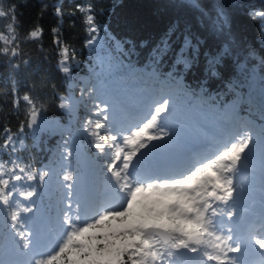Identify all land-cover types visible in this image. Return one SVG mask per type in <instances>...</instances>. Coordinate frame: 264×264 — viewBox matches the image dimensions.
Returning <instances> with one entry per match:
<instances>
[{"label": "snow or ice", "instance_id": "snow-or-ice-1", "mask_svg": "<svg viewBox=\"0 0 264 264\" xmlns=\"http://www.w3.org/2000/svg\"><path fill=\"white\" fill-rule=\"evenodd\" d=\"M16 8L0 0V18L6 21L0 56L14 69L29 64L22 43L40 39L44 31L36 25L21 35ZM77 12L84 19V47L113 81L111 87H81L79 98L59 95L58 107L71 122L79 105H90L80 134L94 153L79 171L71 165L77 153L68 140L60 146L62 171L37 169L18 157L7 162L11 167L0 173V264H188L190 254L199 264H245V241L259 253L253 264H264V219L258 232L233 224L244 191L238 181L242 169L259 166L264 176V124L257 132L239 111L248 87L246 102L258 104L264 121V75L258 93L253 69L247 83L229 81L235 92L230 103H216L210 81L223 77L224 54L202 53L200 38L187 27L170 25L141 65L136 45L102 26L94 4H76L69 14ZM55 14L63 17L61 6ZM256 16L264 20V12ZM229 23L224 11L213 21L216 30ZM52 34L59 71L72 80L75 49L64 42L59 27ZM194 69L202 73L195 88L186 79ZM21 100L24 118L16 133L4 128V151H17L26 128L36 136L48 127L47 103L16 95V108ZM125 105L136 111L128 124L120 116ZM52 183L58 196L45 205L39 190ZM50 225L54 245L46 236Z\"/></svg>", "mask_w": 264, "mask_h": 264}, {"label": "trees", "instance_id": "trees-1", "mask_svg": "<svg viewBox=\"0 0 264 264\" xmlns=\"http://www.w3.org/2000/svg\"><path fill=\"white\" fill-rule=\"evenodd\" d=\"M3 3L5 7L12 4L17 6L18 30L21 35L36 25L44 31L40 39L22 43V48L27 53L25 58L29 60L28 65L14 69L7 58L0 56V144L5 139L4 128L16 133L24 118V102L21 100L19 108L13 104L16 95L22 97L29 94L45 101L48 107L44 115L49 124L36 136L26 128L17 140L15 153L0 149V164L5 166L0 169V173L11 167L8 161L17 157L37 169L48 166L58 172L62 171L61 165L64 162L60 156V146L64 140H68L69 147L77 153L71 162L77 171L82 162L87 161L94 153L85 137L75 132L78 124L89 115L88 112L83 111L80 106L77 119L70 122L67 113L58 107V96L70 95L71 90L70 80L58 68L59 51L52 43V29L55 27L61 29L62 39L77 54L78 64L73 71L75 81L86 83V86L95 83L109 87L113 81L107 68L99 65L94 54L84 47L86 32L83 15L79 12L69 14L76 4H94L96 19L102 26L118 38L127 39L136 45L141 65L145 62L147 51L170 25H178L181 30L185 27L190 29L200 38L202 53L224 54L223 77L210 81L211 93L216 103H230L235 98V92L229 90V81L247 83L253 69L256 93L261 86L260 77L264 75V64L261 63L264 61V20L258 16L255 19L253 17L256 13L264 12V0H3ZM44 5L47 8L41 15ZM57 5L64 11L62 18L55 14ZM220 11L227 13L230 23L224 29L216 30L213 21ZM5 22L0 18V30H3ZM203 66L204 57L201 56L199 67L202 69ZM201 75L200 71L194 69L187 74V82L195 88ZM72 85L78 86V83ZM236 91L241 89L237 88ZM242 91L245 102L239 105L240 114L248 117L259 132L264 121L260 119L258 104L246 102L248 87ZM74 95L79 98L78 87L75 88ZM51 123L55 125L52 127ZM205 126L211 131L210 124L206 123ZM20 139L24 141L23 145L19 144ZM254 177L257 185L264 188V176L259 166L254 171ZM39 191L42 203L54 204L58 196L55 183ZM48 230L51 231V245L56 242L57 236L54 226L50 225L46 232Z\"/></svg>", "mask_w": 264, "mask_h": 264}, {"label": "rangeland", "instance_id": "rangeland-1", "mask_svg": "<svg viewBox=\"0 0 264 264\" xmlns=\"http://www.w3.org/2000/svg\"><path fill=\"white\" fill-rule=\"evenodd\" d=\"M72 83H78V86L72 85ZM81 88V87H87L86 83H79L75 81L74 79L70 80L69 89L71 90L70 95H74L75 88ZM66 96H69L66 95ZM82 106L83 111L88 112V107L90 105H79L78 109ZM118 107H120L118 105ZM89 114V113H88ZM136 115V111L134 109H130L127 105L123 106L120 110V116L122 121L125 124H128L132 122V117ZM49 122V120H47ZM82 123V122H81ZM79 127H76L75 132L80 133V124ZM52 127L55 125V123H51ZM85 137V136H84ZM85 140L88 141V138L85 137ZM261 146L258 147L257 153H256V159L258 161V157L260 155ZM256 169V168H255ZM255 169H242L240 177L238 178L239 183H242L243 189L247 190L246 198L248 199V202L245 204H240L238 201L236 202V216L234 218L233 224L239 227L241 230H246L245 227L249 223H254L257 228L260 229L261 227V221L264 219V188H260L257 185V181L254 177V171ZM244 192V191H243ZM257 228H255L257 230ZM55 231V228H54ZM258 232V230H257ZM46 236L48 239L51 236V231L48 230L46 232ZM52 243L51 245H54ZM252 246L250 243L245 241V253L243 255L244 261H247L248 256H250L251 249L249 247ZM188 264H199V257L195 255L190 254V258L188 259Z\"/></svg>", "mask_w": 264, "mask_h": 264}, {"label": "bare ground", "instance_id": "bare-ground-1", "mask_svg": "<svg viewBox=\"0 0 264 264\" xmlns=\"http://www.w3.org/2000/svg\"><path fill=\"white\" fill-rule=\"evenodd\" d=\"M247 227H248V229H251V228H257L256 225H255L254 223H249V226L247 225V226L245 227V229H246ZM248 229H246V230H248ZM246 230H244V231H246ZM257 230L259 231V228H257ZM248 258H249V256H248ZM248 258H245V259H247V261H245V264H253L254 261H257V260L259 259V254H258V256H256V257H252V259H248Z\"/></svg>", "mask_w": 264, "mask_h": 264}, {"label": "water", "instance_id": "water-1", "mask_svg": "<svg viewBox=\"0 0 264 264\" xmlns=\"http://www.w3.org/2000/svg\"><path fill=\"white\" fill-rule=\"evenodd\" d=\"M247 195V190H244L243 195L241 198L238 200L239 203L245 204L248 202V199L246 198Z\"/></svg>", "mask_w": 264, "mask_h": 264}]
</instances>
